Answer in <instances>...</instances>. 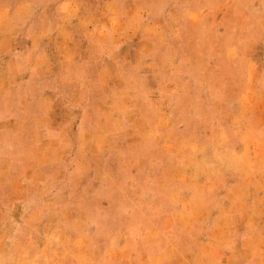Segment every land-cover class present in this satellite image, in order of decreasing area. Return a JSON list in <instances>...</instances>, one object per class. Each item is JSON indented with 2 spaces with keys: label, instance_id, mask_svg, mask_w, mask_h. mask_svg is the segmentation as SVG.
Returning a JSON list of instances; mask_svg holds the SVG:
<instances>
[{
  "label": "rangeland",
  "instance_id": "1",
  "mask_svg": "<svg viewBox=\"0 0 264 264\" xmlns=\"http://www.w3.org/2000/svg\"><path fill=\"white\" fill-rule=\"evenodd\" d=\"M0 264H264V0H0Z\"/></svg>",
  "mask_w": 264,
  "mask_h": 264
}]
</instances>
